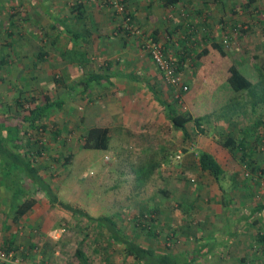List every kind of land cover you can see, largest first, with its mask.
Wrapping results in <instances>:
<instances>
[{
    "label": "rangeland",
    "instance_id": "rangeland-1",
    "mask_svg": "<svg viewBox=\"0 0 264 264\" xmlns=\"http://www.w3.org/2000/svg\"><path fill=\"white\" fill-rule=\"evenodd\" d=\"M216 1L215 4L218 6L210 5L207 8L213 14L208 21V30L202 29L201 15L194 13L195 20L189 17L186 19L184 15L176 17L179 24L183 22L180 26L176 24L179 27L172 35L164 32L172 40L171 51H168L164 45L166 40L164 33L157 38V41L163 44L166 57L179 63L180 57H186L185 44L190 42L191 38H195L191 30L199 36L207 31L211 34V38L217 39L221 44L222 49L217 46L213 48L210 44L212 53H205L200 57L196 56L195 51L191 55L187 53L190 57L186 61L182 60L179 70L181 80L188 87L183 91L164 81L143 46L144 42L154 39L151 29L142 28L135 23L128 14L127 8L124 14L118 13L107 4L106 0H103L115 19L112 29L114 36L122 35L128 39L126 42L133 43L135 52L131 56L135 62H128V65L133 63L137 66L138 62L141 63L140 65L144 62L146 73L153 78L154 89L161 99L171 102L177 112H189L194 118H202L198 125L192 122L187 124L188 137L172 126L167 117V107L157 101L150 88L146 89L145 93L148 96L145 104H142L145 107L144 114L150 121L143 123L141 121V126L137 129H141V133L114 131L113 142L108 150L81 148L80 140L85 126L82 124V116L92 99L102 96L106 90L112 89L113 94L121 93L122 87L78 85L68 98L65 97L66 105L54 111L52 118L50 117L51 120L48 121L50 125L60 127L64 138V145H60L64 147L54 152L46 151L45 159L39 160L36 166L44 173L45 180L51 184L58 197L64 202L81 207L93 217L104 215L112 218L124 231L144 246L166 251L193 250L195 247L193 238L186 240L188 236L193 237L189 232L175 233L176 236L166 240V233L172 228L170 220L176 219V216L180 214L173 211L172 206L176 203L174 201L182 200V208L180 207L182 212L191 209L196 220L205 217L204 207L207 209L208 206L213 208L217 205L218 207V203H221V199L208 196L210 192L207 190L215 191L218 186L213 177L199 167L197 156L200 151L211 148L210 150L215 152V158L219 159L222 165L224 164V169L235 168L241 174L252 175L248 164L236 163L233 160V164L229 165L227 158H230V154L222 147L218 149V146L219 142L228 135L236 140H240V137L244 138L242 133L234 131L240 123L245 122V115L248 114L249 108L242 106L245 98L237 100L235 96L244 94L264 96V0H257L258 2L251 9L248 8L246 0ZM57 9L58 7L52 11H56L59 15ZM47 12H51V9ZM71 12V10L67 12V16L72 17ZM218 13L223 15L225 20L218 19ZM45 15V0H0V54L8 51L12 60L11 64L0 66L2 109L15 112L20 108V105L17 106L16 103L18 99L23 100L22 105L26 108L30 104L29 98L32 95L59 97L63 91L65 92V87L57 83L55 79H62L67 84H71L84 75L95 72L96 69L102 70V60L94 54L91 58L93 66L90 70L70 69L72 77L64 79V70L59 67L58 59H56L60 54L52 52L58 49L63 39L52 36L53 28H49L51 21L49 16L45 18ZM126 16L129 17L128 21ZM217 30H220L219 34H216ZM12 32L15 33L13 37L10 36L15 48L13 51L10 47H2L8 42L7 34ZM190 35H192L191 38L184 39L185 36ZM195 41L200 43L197 47H201L200 40ZM75 46L76 49L82 50V47ZM39 47L53 58V62L45 63V54L43 61L36 57L35 53ZM35 60L39 61L37 65L34 63ZM149 64L153 67L154 74L151 73ZM231 64L255 83L251 90L237 92L230 88L225 76L228 75V67ZM134 102L135 99L130 104ZM246 104L249 106L248 102ZM237 110L242 112L235 115ZM257 111L264 112V100L258 102ZM41 123L37 122L31 127L26 126L30 135L22 134L18 145L28 150L34 149L37 147L35 141L39 139H45L46 145L52 143L55 145V142L49 141L48 133L45 132L48 140L43 139V135H39V132L43 131L41 129L43 125L45 127V120L43 124ZM261 131L263 132L259 136L264 139V130L261 129ZM257 141L258 151H254L255 155H262L264 140L261 142L257 138ZM69 151H75V158L71 163H65L63 155H68ZM177 155L179 157H176ZM256 177L259 179L262 176ZM254 183L257 184L256 182L252 184ZM26 184L29 185L28 182ZM139 185H143L144 188H141L138 194L139 190L136 187ZM221 185L225 188L228 182L221 179ZM159 187L171 188L172 190H167L170 195L167 198L164 195L160 197V192L157 190ZM259 190L262 192H257L252 197L246 196L249 202L244 204H239L241 195H236L230 204L232 217L238 220V216L244 215L250 205L262 203L264 189L259 188ZM35 195L40 196L42 200L36 209L39 223L35 226L37 229H35V235L30 236L28 246L24 244L20 248L10 249L14 252L12 257L19 259V264H24L22 261L28 264H82L80 258L75 255L77 247L84 250L90 264H141L131 256H125L122 247L110 244L106 229L94 225L96 223H88L83 216L74 215L59 206H52L42 192H37ZM153 195L154 197H151ZM158 201L161 207L159 223L162 230L156 237L148 238L144 232L137 229L138 224H135L132 218L138 215L134 213L140 211L142 207L148 206L151 211L150 209L158 204ZM149 214L157 216V213L149 212ZM256 215L261 217V220L254 225L262 228L264 212ZM221 218L222 216L218 214L210 217V226L213 222L216 224L221 222ZM22 228L20 227L19 231ZM201 228L202 225L197 227L198 230ZM256 233L253 229L241 231L242 237L239 243L243 242L241 249L244 256L242 257H251L256 260L249 262L250 264H264V254L253 246L255 245L253 241L252 243L249 241L250 237ZM227 250H233V247L229 245L217 247L210 257H225ZM0 251L6 250L0 247ZM242 252L239 255H242ZM230 264H237V262L233 263L231 258Z\"/></svg>",
    "mask_w": 264,
    "mask_h": 264
},
{
    "label": "crops",
    "instance_id": "crops-1",
    "mask_svg": "<svg viewBox=\"0 0 264 264\" xmlns=\"http://www.w3.org/2000/svg\"><path fill=\"white\" fill-rule=\"evenodd\" d=\"M125 2L128 14L131 15L132 20L142 28L151 29L150 31L153 32L157 38L164 32L170 33L172 35L174 31L178 29L181 22L183 21L180 22L179 20V24L177 22L178 18L176 19V17L184 15L186 16V19L188 17L190 19H194V13L201 15V20L198 19V21L200 20L202 22V29L208 30V21L211 19L213 14L210 13L209 9L207 8L210 5L218 6L215 4V2H217L216 0L211 2L208 0H180L178 3L172 5L167 4L164 2V0H125ZM257 2V0L253 1L250 5H247L248 8H253ZM56 7H58L57 10L59 15L56 14V11H52ZM72 7L75 8V10H73ZM50 9L51 12H47ZM70 10L72 11V17L67 16V12H70ZM45 14V18L49 16L48 18H50L51 21L49 28H53L52 36L63 39L60 42V48L58 46V49H54L55 51L52 50V52L60 54L56 57V59H58L59 67L64 70V79H66L65 77H72L70 75L72 74L70 73V69L76 70L79 68L82 71L90 70L93 66V61L91 58L94 56L92 55L96 54L97 57L102 60V70L99 71V69H96L95 72H90L87 75L99 73L105 76L103 79H101L100 83L92 82L91 84L122 87V90H120L122 94L120 92H118V94H113L111 93L112 89L111 91L106 90L102 96L96 98L95 100L92 99L91 102L87 104L88 107L85 108L84 114L82 116V124L85 125L84 127H101L108 129L110 135L108 149L113 142L114 131L119 132V130H122L131 134L141 133V129L137 130L141 126V121L142 123L150 121V119L148 120L147 116L144 114L145 107L142 104H145L148 96L145 93L146 89L154 86L152 80L153 78H150L146 73L147 69L144 62L142 65H140L141 63L138 62L137 66H134L133 63L132 65H128V62H135L131 56L135 52V49H133V43H128V41L126 42L128 39L122 37V35L114 36L112 29L113 24H115V19H113L114 17L111 16L110 11L104 5L103 0H45ZM222 16L223 15L218 13V19L220 18L225 20ZM212 20H215V18H212ZM176 24H179V26ZM219 31L220 30H217L216 34H219ZM74 32L78 33L77 37H75ZM191 32L193 37H195L194 39L191 38L192 35L185 36L184 38H191V41L185 44L189 55L194 53V51L199 53V50L202 51L204 48L206 49L205 53H212L209 46L213 41L216 43L217 47H221V44L218 42V40L211 38V34L207 31L202 35L200 34V36L199 34H194L192 30ZM164 36L166 37V40H164V45L168 51H171L172 40L166 33H164ZM196 39L200 40L201 47H197V45L200 43L195 41ZM75 45L82 47V50L76 49L77 47ZM37 53L38 51L35 54ZM67 55L68 57H66ZM74 55H76V57L73 58ZM189 57L190 56H187L186 53V57H184L185 61L188 60ZM43 60L44 58L40 61ZM46 62L48 64L53 62V58L49 57L47 52L45 53V63ZM34 63L37 65L39 61L35 60ZM152 68L153 67L149 64L151 73H153ZM240 72L244 74L242 71ZM87 75H84V77ZM227 77L228 75L225 76L226 80ZM248 79L251 81L252 85L255 84L250 78ZM232 98H234V96ZM235 98H238L237 100L245 98L242 106L249 108L248 114L245 115V122L240 123L239 127L234 131L244 135V138L240 137V140H237L239 142H244L247 150L244 162L241 159L234 158L228 149L223 147L222 141L219 142L218 149L222 147L230 154V158H227L229 165L233 164V160L236 163H242L244 165L248 164L250 166L252 175L241 174V172L237 171L235 168L230 169V167H228L227 169H224V164L222 165L221 161L216 158L224 170L223 180L228 182V185L227 187L223 188L224 191L219 187L218 184V187H216L215 191L213 189H211V191L208 189L207 191L210 192L208 196L217 197L218 200L221 199V203H218V207L217 205L213 208L208 206V209L204 207L205 218L207 217L205 219L204 227L207 229L208 234L217 236V238L211 239L212 241L220 240L214 244L213 247L217 248L229 245L233 247V250H227L225 257H210L212 255V251H207L209 254L207 252L205 254H208V257H206V255L205 257H198L192 264H230L231 258L233 263L237 262V264H245L255 260L251 259V257H242L244 256L241 249L243 242L239 243V240L242 237L241 231H245L246 229L256 230L257 228V226L254 225V219H256V216L254 213L251 214L255 205H247L249 207L245 211L246 213L244 212V215L238 216L239 219L237 220L236 218L232 217V212L230 209L231 203L229 206H227L224 204L223 198L228 197L230 198V201L233 202V199L236 195H241V202L239 204H244L245 202H249L248 199L245 198L246 196L252 197L253 195H256L257 192H262L259 190V188L264 189V173L258 172L259 170H252V166H264V152H262V155H255L254 152L258 151L256 149V144H258L257 138H259L261 142L264 140L262 136H259L263 132L261 129L264 130V112L257 111V104L259 101L264 100V96L256 97L254 95L244 94L242 96L237 95ZM133 99H135V102L130 104ZM247 102L249 103V106L246 104ZM241 112L242 111L237 110L235 115H239ZM135 125H137V127ZM39 133V135H42V132ZM25 135H30V132L28 131ZM21 136L22 135L20 134V138L18 141H16V144L20 143ZM43 136L45 138V132L43 133ZM260 148L262 149V147ZM55 149L57 150L61 148L55 147ZM79 149L81 148L79 147ZM210 149L211 148L206 151L214 156L215 152ZM44 157L45 153H43L41 156L36 155L35 160L33 161L34 164L36 165L39 160L45 159ZM39 173L41 174V177L45 179L44 173H42L40 170ZM256 176L262 177L256 179ZM253 182H256L257 184H252ZM140 185L136 187L139 190L138 194L140 193V189L144 188L143 185ZM258 185L260 186L258 187ZM157 190L160 192L159 195L161 197V195H164L165 191L172 189L169 187H159ZM151 197H154V195ZM36 198L37 203L35 206L30 211H28L18 223H14L11 220L13 209L10 204V193L6 190L4 185L1 184L0 174V247L5 249L7 248L6 246L20 248L24 244L27 246L30 244V236L35 235L37 230L35 226H38L39 223V216L36 209L40 205V202H42L40 196H37ZM263 201L262 203H264ZM32 211L33 213L30 215V212ZM261 212H264V209L260 211V213ZM216 214L222 216V221L218 222V224L213 222L212 226H210V217H214ZM33 215H36V217H33ZM20 227L23 228L19 231ZM229 231L235 232L233 235L234 237H227V233ZM220 232H222V234H220ZM221 235H223V238ZM253 237L254 236L252 235L249 239L251 243L253 241ZM207 240H210V238L207 237ZM243 241L245 240L243 239ZM241 252L242 255H239ZM22 263L28 264L24 261H22Z\"/></svg>",
    "mask_w": 264,
    "mask_h": 264
},
{
    "label": "trees",
    "instance_id": "trees-1",
    "mask_svg": "<svg viewBox=\"0 0 264 264\" xmlns=\"http://www.w3.org/2000/svg\"><path fill=\"white\" fill-rule=\"evenodd\" d=\"M179 1L180 0H164V2L170 5L176 4ZM253 1L255 0H246V3L247 5H250ZM8 34V42L2 47H10L13 51L15 50V48L10 36L13 37L15 33L12 32ZM74 35L75 37H77L78 33L74 32ZM153 37L154 40H157V37L155 35H153ZM211 44L216 48V43L214 41L211 42ZM205 52L206 49L204 48L202 49V51L197 53L196 56L200 57ZM44 54V49L42 47H39L36 57L41 60L42 58H44ZM179 60L180 63L178 61H174V63L177 65L178 71L181 69L180 64L182 65V60L185 59L183 57H180ZM11 63L12 60L8 51L7 53L0 54L1 67ZM104 76L105 75L99 73L89 74L77 81H73L71 84H67V82L62 79H55L57 80V83H61L63 84V87H65V92L63 91V94L61 96L52 98L47 95H44L42 97H35L32 95L29 98L30 104L26 108L24 107V105H22L23 100L21 101L20 99H18L16 100V103L18 104L17 106L20 105V108L16 109L15 112H11L5 108L2 109L0 105V174L1 184H3L6 190L10 193V204L13 209L11 220L14 223H18L20 219L37 203L35 194L37 192H42L52 206H59L74 215L83 216L88 223H96L94 225L106 229V232H108L109 243L116 244L117 246L122 247L124 255L131 256L137 263L192 264L196 258L205 257V253L207 251L213 252L215 249L213 245L220 240H211L217 238V236L208 234L207 229L204 227L205 217L196 220L193 215L194 212H192L191 209H189L188 211H184V213L182 212V209H180L181 204L183 203L182 200L178 199L174 201L176 203H174L172 206L174 208L173 211L176 214H178V212L180 214H178L179 216H176V219L170 220V226H172V228L168 233H166V240L171 239L172 236H176L177 233L189 232V234H192L193 237L188 236L186 237V240H189V238H193V243L195 244L193 250L166 251L164 249H156L153 247L144 246L141 243L137 242L135 238L131 237L128 232L124 231L121 226L112 218L104 215L93 217L81 207L71 205L67 202L62 201L55 193L51 184L43 177H41L38 167L33 162L36 155L41 156L43 153L46 154V151H54L56 150L55 147H64L61 146L64 145V138L61 134L62 131L60 127L54 126V124L50 125L51 123H48V121L51 120L50 117L53 115L54 111L60 110L64 107V105H66L67 101L65 97L68 98L69 95L72 94V90L75 89L76 86L84 85V87H87L92 82L100 83L101 79H103ZM227 82L230 88L233 91L237 92L251 90V87L253 86L251 84V81L244 74H242L234 64H231L228 67ZM149 88L152 90L153 95L157 98V101L164 107H167V117L172 126L176 129L181 130L184 133L185 137H188L189 131L187 129V124L192 122L198 125L200 124V121H202V118H194L189 112H177L171 102L169 103L164 101L158 94H156L154 86H151ZM43 120H45V127L43 125V127L41 128L43 130L42 135L44 132L48 133L50 135L49 141L55 142V145L58 146H55L54 143L46 145L45 139L36 140L35 143L37 144V147L34 149L30 148V151L22 146H19L18 144H15V141H18V139L20 138V134L22 135L28 132L26 126H34V124L37 122H42L41 124H43ZM47 137L45 138L48 140ZM81 137L82 139L80 140V146L82 149L107 150L109 147L110 135L109 130L106 128L84 127ZM222 145L223 147L228 149V151L233 155L234 158L241 159L244 162L245 155L247 153L244 142H239L235 140L233 136L228 135L226 136L224 141H222ZM63 156H65L63 162L71 163L74 159V152L69 151L68 155L64 154ZM197 162L201 170L208 172L217 182L219 187L223 189L221 185V179H223L224 177V170L220 163L216 160V158L207 151H200L197 156ZM252 170H259L258 172L264 173V166H252ZM26 182H28L31 186L30 189V186L27 185ZM168 195H170L169 191H165L164 196L167 198ZM223 202L227 206H229V204L231 203L230 198L228 197L223 198ZM160 208L161 207L158 201V204L150 209L151 211H149L148 206H145L142 207L140 211H137V213H134L138 214L137 216L134 215L132 218L134 223L138 224L137 229L141 232H144L148 238L156 237L162 230V226L159 223L161 215ZM263 209L264 203H258L253 207L251 214L254 213V215L256 216V219H254L255 224L258 223L259 220H261V217H257L256 213H260V211H262ZM180 211L184 215H182ZM149 212L157 213V216H151ZM195 222L196 224H194ZM199 225H202L201 230L197 229ZM261 227L262 228H256L255 231L257 233L254 235L252 240L255 244L253 246L257 249H260L261 253L264 254V227ZM158 229L160 230L158 231ZM222 232H220V234H222ZM234 233L235 232L229 231L227 233V237H232ZM207 237H209L210 240H207ZM221 237L223 238V235H221ZM83 240L84 237L82 241ZM6 247L7 248L5 250H10L12 248L11 246ZM208 254L206 255V257L208 256ZM75 255L76 257L80 258V262L82 264H90L84 250L80 249V247H77ZM245 264L250 263L248 262Z\"/></svg>",
    "mask_w": 264,
    "mask_h": 264
},
{
    "label": "built area",
    "instance_id": "built-area-1",
    "mask_svg": "<svg viewBox=\"0 0 264 264\" xmlns=\"http://www.w3.org/2000/svg\"><path fill=\"white\" fill-rule=\"evenodd\" d=\"M107 4L118 13H125L126 3L125 0H106ZM129 17L126 16V21ZM146 51L150 55L157 69L161 73L164 81L177 89L186 90L187 84H184L181 80L177 65L174 60L166 57L163 44L157 40H148L143 43ZM176 157H179L178 155ZM14 252L12 250L0 251V264H19L17 257H12Z\"/></svg>",
    "mask_w": 264,
    "mask_h": 264
}]
</instances>
